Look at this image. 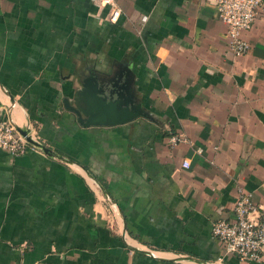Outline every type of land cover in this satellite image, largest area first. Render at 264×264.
Instances as JSON below:
<instances>
[{"label": "crops", "instance_id": "crops-1", "mask_svg": "<svg viewBox=\"0 0 264 264\" xmlns=\"http://www.w3.org/2000/svg\"><path fill=\"white\" fill-rule=\"evenodd\" d=\"M214 1L115 0L110 21L100 0H0V113L70 159L0 148V264H264L210 232L236 186L264 207V0L237 56ZM107 68L149 118L62 105Z\"/></svg>", "mask_w": 264, "mask_h": 264}, {"label": "built area", "instance_id": "built-area-1", "mask_svg": "<svg viewBox=\"0 0 264 264\" xmlns=\"http://www.w3.org/2000/svg\"><path fill=\"white\" fill-rule=\"evenodd\" d=\"M100 2L109 7L108 19L114 21L119 13L115 0H100ZM214 4L218 18L225 24V43L228 51L233 56L245 53L249 43L242 32L250 28L263 4L262 0H215ZM26 128L31 138L39 140L29 124ZM183 140L185 138L180 134L169 136L171 144ZM0 148L11 155L22 154L28 149H38L37 146L27 142L15 129L12 119L2 113H0ZM181 165L186 167L188 160L182 159ZM210 232L219 242L223 254L233 255L240 260H259L264 244V207L253 202L249 191L236 186L232 217L213 221Z\"/></svg>", "mask_w": 264, "mask_h": 264}, {"label": "water", "instance_id": "water-1", "mask_svg": "<svg viewBox=\"0 0 264 264\" xmlns=\"http://www.w3.org/2000/svg\"><path fill=\"white\" fill-rule=\"evenodd\" d=\"M130 82L127 73L121 75L110 68L100 70L98 74L84 76L80 86L72 91L70 97L63 96L61 102L82 126L123 123L138 116L149 118V113L134 96ZM15 129L43 153L62 158L42 141L31 138L25 126L15 125Z\"/></svg>", "mask_w": 264, "mask_h": 264}]
</instances>
